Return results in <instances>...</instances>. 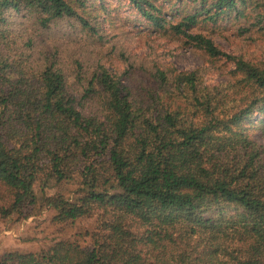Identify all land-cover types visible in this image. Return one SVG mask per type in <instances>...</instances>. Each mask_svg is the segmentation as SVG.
I'll return each mask as SVG.
<instances>
[{
  "label": "trees",
  "instance_id": "16d2710c",
  "mask_svg": "<svg viewBox=\"0 0 264 264\" xmlns=\"http://www.w3.org/2000/svg\"><path fill=\"white\" fill-rule=\"evenodd\" d=\"M84 1L0 0V184L11 195L0 215L34 205L39 178L40 188L76 186L72 197L41 196L54 220L94 219L88 245L8 250L0 264H264V147L241 127L264 112V62L191 31L231 14L260 23L264 0H174L175 21L156 0H128L154 29L230 61L237 77L206 85L195 70L157 69L163 89L149 100L100 65L85 75L75 60L69 81L55 53L36 45L59 19L91 29L75 10ZM17 17L27 22L18 35Z\"/></svg>",
  "mask_w": 264,
  "mask_h": 264
},
{
  "label": "rangeland",
  "instance_id": "374dc122",
  "mask_svg": "<svg viewBox=\"0 0 264 264\" xmlns=\"http://www.w3.org/2000/svg\"><path fill=\"white\" fill-rule=\"evenodd\" d=\"M154 3L160 6L165 20L178 19L174 0H156ZM74 6L91 29L73 18H63L50 23L48 29L33 37L38 47L55 53L69 75V81L74 76L75 60L79 61L85 75L99 65L104 67L130 89L136 100H149L154 94H161L163 87L153 76L157 69L167 73L195 70L206 85L224 81L232 83L237 79L230 73L233 67L230 61L211 59L179 36L154 29L128 0H85L82 6ZM247 16V19H237L231 14L215 23L201 24L191 31L204 34L226 53L250 63H261L264 62V19L255 23L252 14ZM26 27L25 18L14 20L13 28L17 35L18 31L22 34ZM228 92L231 93L230 90ZM238 95L234 92L233 96ZM91 105L94 108L98 106L94 100H91ZM241 127H245L249 138L264 147V112H252L241 122ZM40 186L38 178L33 183L37 201L28 210H23L26 215L14 212L0 215V254L8 250L36 251L58 240H71L80 245L90 243L93 217L72 222L56 221L53 219L55 210L41 201L42 195L56 193L72 197L76 188L74 182H48L43 188ZM10 198L11 195L0 184V207H7Z\"/></svg>",
  "mask_w": 264,
  "mask_h": 264
}]
</instances>
